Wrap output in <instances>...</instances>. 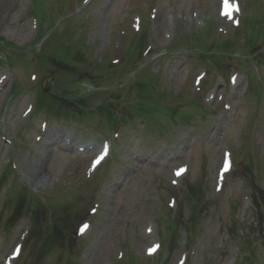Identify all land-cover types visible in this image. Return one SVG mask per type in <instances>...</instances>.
Masks as SVG:
<instances>
[{
	"label": "rangeland",
	"instance_id": "rangeland-1",
	"mask_svg": "<svg viewBox=\"0 0 264 264\" xmlns=\"http://www.w3.org/2000/svg\"><path fill=\"white\" fill-rule=\"evenodd\" d=\"M33 1L0 0V37L27 48L11 56L13 69L7 61L9 52L0 48V80L5 81L0 101V175L9 164L15 170L0 189V216L14 213L17 202L7 204V200L17 183L51 206L83 198L74 218L75 260L79 264H122L127 262V255L138 264H159L163 255L167 258L163 264H239L242 251L224 226L233 220L232 206H236L235 218L255 229V238L261 237L251 191L236 176L235 169L252 159L257 179L264 186V88L260 89L261 104L257 108L251 106L248 96L252 72L264 83V65L240 68L234 61L226 73L212 72L208 64H200L196 54L182 46V38L205 28H216L222 39L239 37L245 18L255 15V3L257 14H264V0H239L241 10L233 18L221 17L220 0H70L68 10L79 8L82 13L66 38L71 42L81 35L90 60H122L131 36L145 27L150 40L146 58L151 53H165L156 54L149 64L150 71L159 76L158 84L174 96L172 100L178 94L185 101L195 100L205 107V113H198L194 122H170L157 131L146 128L145 120L137 118L134 126L117 131L115 138L120 144L114 146L113 155L98 170L91 168V160L107 138L94 133L91 119L47 117L56 114L49 98L47 114L36 109L34 95L39 105L42 98L37 87L49 92L56 83L42 72L39 63L35 62L36 67L29 63L33 50H41L40 44L31 49L39 33L37 19L29 16ZM54 1L48 14L62 12L63 0ZM81 3L85 4L81 7ZM158 15L165 19L161 34L155 30ZM61 16H56L52 24L45 21V34L57 31L56 37L63 38ZM47 67L52 65L47 63ZM69 77L59 75L62 80ZM15 80L21 84L33 82L37 87L28 82L24 88L34 95L26 92L14 98ZM107 80L117 83L111 77L101 81ZM79 86L70 89L59 85L56 90L63 95ZM93 143L97 150L89 147ZM225 161L229 162L227 170L222 169ZM180 169L183 171L177 175ZM201 179L206 182L210 207L197 235L192 240L183 231L174 250L167 244L149 255L148 248L160 241L165 228V223L159 222L160 213L169 208L176 211L185 183ZM85 224L87 231L81 232ZM29 228V217L24 216L8 236L0 229V260L5 256L0 264L8 262L9 256L16 257L15 247L21 236L22 244L25 242ZM258 243L260 264H264V244ZM23 253L12 264H42L36 260L35 248ZM48 258V264L64 260L57 253Z\"/></svg>",
	"mask_w": 264,
	"mask_h": 264
},
{
	"label": "trees",
	"instance_id": "trees-1",
	"mask_svg": "<svg viewBox=\"0 0 264 264\" xmlns=\"http://www.w3.org/2000/svg\"><path fill=\"white\" fill-rule=\"evenodd\" d=\"M257 27L258 26L256 22L248 21L245 23L244 30L248 35L247 41L250 44H253V41H256L254 39L258 37L260 33ZM233 42H234L233 40H230L223 43L222 45L224 48H226L227 46L233 44ZM138 43H140L138 49L141 50L143 46V42L139 41ZM255 43L256 42H254V44ZM251 185L253 187L255 195L257 193L263 195V191L259 187L255 186L253 180H251ZM202 189L203 188L197 187V188H190L188 190V199L192 206L193 213L197 216V218H199L204 213L207 205V201L205 200V196L202 193ZM21 195L27 197V195L24 192H21ZM22 198L23 197H20L21 200ZM181 221L183 226H185L187 230H190L189 227L190 222L187 221L184 217L181 218ZM66 222L64 221V219L56 220L53 223V225L49 228V233L47 235L43 234L42 230L44 231V229H41L37 232L39 233L37 238L42 242L40 247L42 253L47 254L54 248L62 251L64 250V247L66 245L69 236V224L68 222L67 223Z\"/></svg>",
	"mask_w": 264,
	"mask_h": 264
},
{
	"label": "bare ground",
	"instance_id": "bare-ground-1",
	"mask_svg": "<svg viewBox=\"0 0 264 264\" xmlns=\"http://www.w3.org/2000/svg\"><path fill=\"white\" fill-rule=\"evenodd\" d=\"M223 4H225V0H220L219 7H224ZM225 12H226V10H225ZM233 12L236 13V10L234 9V10H232V12H228V14H233ZM0 13H1V9H0ZM225 16H227V14H224V17H225ZM164 23H165V19L162 18V17H160V16L158 15V16L156 17V20H155V30H156L159 34L162 33V27H164ZM238 84H239V82H238ZM1 85H2V84L0 83V98L2 99L3 96H4V93H3V87H2L3 85H2V86H1ZM90 147H91L93 150H96V149H97V147H96L95 144H91ZM102 161H103V159L100 161L99 164H94V166H95V167L99 166V165L102 163ZM37 171H39V170H37ZM41 174H42V172H38V175H39V176H41ZM19 242H21V239H20ZM12 259H13V258H12ZM1 261H2V259L0 260V263H1Z\"/></svg>",
	"mask_w": 264,
	"mask_h": 264
},
{
	"label": "snow or ice",
	"instance_id": "snow-or-ice-1",
	"mask_svg": "<svg viewBox=\"0 0 264 264\" xmlns=\"http://www.w3.org/2000/svg\"><path fill=\"white\" fill-rule=\"evenodd\" d=\"M231 8V5L228 4V0H225V9H226V12L225 14H228V10H230ZM104 155H106V150L102 151L101 155H99L96 160L94 161L95 164H99L100 161L104 158ZM228 161H225V170H227V167H228ZM183 171V169H180L177 171V175H179L181 172ZM88 227V225H83L82 228H81V231H84L86 228Z\"/></svg>",
	"mask_w": 264,
	"mask_h": 264
}]
</instances>
